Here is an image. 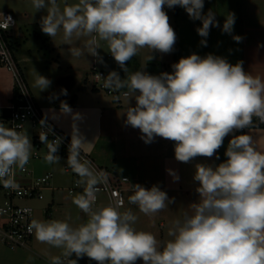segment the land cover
Returning a JSON list of instances; mask_svg holds the SVG:
<instances>
[{
  "label": "clouds",
  "instance_id": "9594fccd",
  "mask_svg": "<svg viewBox=\"0 0 264 264\" xmlns=\"http://www.w3.org/2000/svg\"><path fill=\"white\" fill-rule=\"evenodd\" d=\"M38 12L45 10L40 28L51 38L61 35L65 45L86 37L83 48L72 47L74 57L85 54L99 59L100 42L127 73L126 63L141 49L171 53L176 33L164 10L180 6L192 20H200L196 29L207 46L211 27H220L210 9L203 14L204 0H77L61 7L58 0H31ZM235 14L227 13L221 31L231 34ZM11 16L0 13V29L14 25ZM237 43L243 37L233 36ZM153 57L150 56L148 60ZM102 62V61H101ZM171 73L151 75L135 71L122 79L116 71L104 78V87L120 92L127 103L126 125L137 128L141 139L152 143L155 137L175 142L174 155L188 163L203 156L211 158L223 145L225 137L249 128L253 117L264 123V81L243 68V62L231 64L211 53L204 57L191 54L172 66ZM51 81L36 73L33 86L40 91ZM62 92L67 94L66 89ZM135 99V106L130 100ZM65 111L70 109L65 104ZM40 140L46 142L47 135ZM60 141L47 144L44 157L49 164L58 163ZM83 142L72 138L67 167L83 185L74 204L87 215V221L76 227L66 220H31L28 230L41 243L61 249L70 259L87 256L97 264H264V152L254 146L253 138L244 133L233 135L226 161L212 167L197 164L194 181L198 182V200L189 205L191 212L172 222L165 241L147 231L137 230V216L130 210L121 212L119 204L94 208L98 185L107 183V174L97 171L91 161L80 158ZM28 135L0 123V183L16 188L15 170H24L31 156ZM217 159L219 157L217 156ZM174 180L179 176L171 169ZM129 202L138 205L145 215H154L174 202L157 185L145 188L133 185ZM61 256L51 264H64Z\"/></svg>",
  "mask_w": 264,
  "mask_h": 264
},
{
  "label": "crops",
  "instance_id": "0c3cea01",
  "mask_svg": "<svg viewBox=\"0 0 264 264\" xmlns=\"http://www.w3.org/2000/svg\"><path fill=\"white\" fill-rule=\"evenodd\" d=\"M11 2L13 4L9 5ZM11 2L0 6V11L9 9L16 16L17 23L13 29V44L15 55L21 65V62L27 63L31 60L32 54L28 56H18L16 54L17 47L19 50L21 46L18 40L20 36L18 23L23 21L31 23V25L34 23L40 25L42 11L37 12L35 9H29L28 4H25L26 8H11L12 5H18L13 1ZM165 8L166 6L164 10L169 17V23L174 29L177 39L173 46L172 56L169 54L165 58L163 53L158 51L150 54V56L162 60L163 69L161 73H171L173 71L171 66L182 57H188L193 53L204 57L211 53L226 58L233 65L242 61L246 72L264 81V0H204L203 14H207L211 9L220 25V27L210 28L209 35L206 38L207 46H201L200 41L203 38L196 31L198 27L202 26L200 20L190 19L187 12L180 6H178L177 12L176 9ZM229 12L235 14L236 20L232 33L226 34L221 31V28L225 16ZM233 36L243 37L242 42L237 43L233 40ZM94 67L93 74L100 69L96 64H94ZM24 74L44 113L72 138L75 136L80 138L83 142L82 148L97 163L105 166L114 175H128L130 180L127 184L130 187L135 184H140L145 188L157 185L167 193L168 197L173 192L186 196L177 199L169 197L174 199V202L163 209L164 217L161 220L163 228H167V231L174 220L181 218L185 212L190 213L189 205L198 200L199 194L196 192L198 182L193 179L197 164L215 167L226 161L225 152L230 139L233 135L244 133L253 138L254 146L258 151L264 152V123L259 118L253 117V123L249 128L235 131L225 137L222 147L218 149L213 157L198 156L188 163L179 162L174 155L175 142L157 136L152 143L146 144L141 139L142 133L139 129L126 125V115L124 113L127 109V103L122 96L119 100L114 99L126 89L113 94L109 92V88H101L93 83V86H91L92 91H90L92 93L84 95L83 93L88 90L87 85L86 88L69 92L70 84H67V94H64L62 90L67 76H60L58 82H55V85H57L55 91L52 88V83L50 87L40 91L33 86L35 78L30 74L27 67ZM13 96V75L7 67L0 65V108L7 105ZM135 103V99L130 100L131 106H135ZM65 104L70 109L69 111L64 110L63 105ZM26 126L27 129L29 128L28 130L32 129L31 139L34 128L30 123H27ZM27 129L25 128L22 132ZM217 156L219 159H217ZM67 157L68 155L60 157L62 158L61 163L64 171L73 178V181L76 178L79 179L71 169L69 171L65 170ZM54 164L56 163L49 164L51 168L33 167V171L35 173H43L48 170L54 171ZM169 169L179 176V180L173 179L169 174ZM58 180H60L59 177ZM56 182V178L52 179L51 186L47 188L53 195H55ZM77 191L82 194L81 190L77 189ZM129 192V194H133V191ZM194 192L197 194L196 197L191 195ZM132 205L134 204L131 203V209ZM71 257L73 259V256ZM5 258L3 257V262ZM136 264H143V261L140 260Z\"/></svg>",
  "mask_w": 264,
  "mask_h": 264
},
{
  "label": "rangeland",
  "instance_id": "374dc122",
  "mask_svg": "<svg viewBox=\"0 0 264 264\" xmlns=\"http://www.w3.org/2000/svg\"><path fill=\"white\" fill-rule=\"evenodd\" d=\"M11 1L18 4L10 6L11 8H26L27 6L25 4H28L29 9H34L32 7L31 0H0V6L6 5ZM64 2L65 0H58V3H60L61 7H63ZM66 2L72 4L77 2V0H66ZM11 4L13 3L11 2L9 5ZM177 7L178 6H175L171 9H176ZM167 8L168 7L166 6L165 9ZM41 11V16L46 14L45 10ZM18 25L20 36L19 39H17L20 41L21 46L19 50L17 47L16 54L18 56H28L29 54H32V59L27 61V63L24 61L21 62L22 69L24 72H26L27 67L30 74L34 76V78L38 72L40 75L49 79L52 83V88L54 91L57 89V85L55 84L58 82V78L60 76H67L65 77L66 80L64 82L63 89H66L67 84H70L69 92H72V90L78 91L84 87L86 88L87 85L88 90L83 94L85 95L87 93H92L90 91H92L91 86H93L94 83V64H96L98 68L105 71L104 78L111 71H116L119 75L121 74V67L114 60L111 53L108 52L106 42H100V49L97 50L99 59L97 57L88 55L86 52L84 55L77 58L71 54L69 49L72 47L83 48L84 42L87 39L86 37H81L78 40L74 39L71 45H65L61 40L60 34H58L55 38H51L42 32L40 25L37 23L31 25V23L20 21ZM150 54H152V52L147 48L139 50L138 54L136 55L139 65L133 64L128 66V72H125V75L127 76L128 74H131L135 71H145L149 73L147 71V62ZM169 54L172 56L173 53H163V56L167 58V55ZM123 90L124 89L120 91L122 92ZM25 128L27 129V126ZM28 129L22 133L27 134L30 139L32 129ZM30 140L32 149L31 156L28 161L29 163H27L28 167H39L41 169L44 167L51 168L49 163H47L44 158H36L32 156L34 150L33 137ZM61 159L62 158L59 160L60 162L54 164V178L57 180L55 184V195H53L49 189L45 188L44 198L19 200V202H27L34 205L35 213L33 219L45 222L50 220H66L70 225L76 227L81 223H85L88 217L73 202V198L77 194H80V192H78L76 189L69 188L73 185V178L64 171ZM58 177L60 180H58ZM1 185L2 183H0V204L3 203L6 198L4 189ZM129 193L127 196L128 202L124 207H122L121 212L127 211L130 208V211L137 216V221L134 227L137 230L153 233L158 240L165 241L169 239L167 236V228H163L161 224L162 217H164V211L161 210L160 212L149 216L142 213L136 204L132 205L131 209V203L128 199L131 194ZM191 195L192 197L197 196L196 192ZM169 197L177 199L179 197L186 196H184V194L179 195L177 192H173L169 195ZM61 252V249L37 241L35 235L33 234L26 246L22 245L12 248L7 244H2L0 248V264H51L52 257L61 256ZM72 256L74 260H77V264L95 263L94 260H91L87 256L76 257L75 254ZM3 257H6L4 262ZM138 261L140 260H137L136 262Z\"/></svg>",
  "mask_w": 264,
  "mask_h": 264
},
{
  "label": "built area",
  "instance_id": "2783aa9c",
  "mask_svg": "<svg viewBox=\"0 0 264 264\" xmlns=\"http://www.w3.org/2000/svg\"><path fill=\"white\" fill-rule=\"evenodd\" d=\"M0 13L11 16L15 21L14 25L6 31L0 29V65L11 71L15 93L12 100L0 108V123H3L5 127L16 128L19 132L24 130L27 123L33 126L35 131L33 135V157H45L48 153L47 144L57 139L60 143L56 155L59 157L67 156L72 137L53 122L39 106L15 55L13 44V29L17 23L15 14L9 9L2 10ZM94 69L96 68L94 67ZM93 77L94 85L104 87V71L102 69L96 70ZM108 90L116 94V91ZM41 135H47L48 140L43 143L40 140ZM80 158L81 160L91 161L92 166L97 171L102 170L107 174V183L97 186L98 191L95 192L96 202L93 207L119 204V210L121 211L122 207L127 204L128 192L133 191V187L127 184L130 177L128 175H114L105 166L97 163L83 148L80 150ZM33 170L28 165L25 166L24 170H15L16 188H5L3 184L1 185L6 198L0 204V248L2 244H7L12 248L26 246L34 234V232L28 230V226L34 218L35 207L31 203H22L19 200L44 198V189L51 186L54 171L48 170L43 173H35ZM65 170L69 171L70 168L65 165ZM78 180L76 178L70 188L81 190L83 193L84 186L77 184ZM61 258L64 260V264H68L66 258L62 256ZM94 264H97V262L95 261Z\"/></svg>",
  "mask_w": 264,
  "mask_h": 264
},
{
  "label": "water",
  "instance_id": "95a60500",
  "mask_svg": "<svg viewBox=\"0 0 264 264\" xmlns=\"http://www.w3.org/2000/svg\"><path fill=\"white\" fill-rule=\"evenodd\" d=\"M147 64V71L149 72V74L158 75L162 72L163 62L161 59L153 57L151 60H148Z\"/></svg>",
  "mask_w": 264,
  "mask_h": 264
},
{
  "label": "trees",
  "instance_id": "16d2710c",
  "mask_svg": "<svg viewBox=\"0 0 264 264\" xmlns=\"http://www.w3.org/2000/svg\"><path fill=\"white\" fill-rule=\"evenodd\" d=\"M178 11V7L176 8V12ZM133 64H135V65H139V61H138V58L136 57V56H134L131 60H129L127 63H126V67H128V66H131V65H133ZM125 71L121 68V74H120V77L122 78V79H124L125 78ZM15 94V93H14Z\"/></svg>",
  "mask_w": 264,
  "mask_h": 264
}]
</instances>
